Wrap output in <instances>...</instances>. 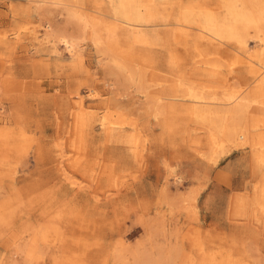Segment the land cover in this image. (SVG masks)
<instances>
[{
  "label": "rangeland",
  "instance_id": "rangeland-1",
  "mask_svg": "<svg viewBox=\"0 0 264 264\" xmlns=\"http://www.w3.org/2000/svg\"><path fill=\"white\" fill-rule=\"evenodd\" d=\"M82 1L109 49L137 67L135 83L106 67L89 32L74 57L38 47L29 30L48 23L79 34L59 9L0 0V264H148L154 252L162 264H264V89L234 63L233 43L181 26L191 9L225 19V0H141L151 8L141 34L109 28L107 0ZM212 57L232 74L197 63ZM211 81L252 91L247 144L224 141L225 125L184 97Z\"/></svg>",
  "mask_w": 264,
  "mask_h": 264
},
{
  "label": "bare ground",
  "instance_id": "bare-ground-1",
  "mask_svg": "<svg viewBox=\"0 0 264 264\" xmlns=\"http://www.w3.org/2000/svg\"><path fill=\"white\" fill-rule=\"evenodd\" d=\"M31 1L36 4L39 11H47L51 7L59 9L62 13L61 15H65L67 23L69 22L68 24L71 23V25H75L79 32L76 36H71L72 34L69 35L65 32L59 33L57 32L58 30L55 31L52 28L50 23H48L46 27L44 25L45 30L43 32H39L36 28H33L29 30V35L38 47H47L54 53H59V46L61 44L67 53L74 57L79 53L81 40L84 39L89 32L93 40L92 43H94L106 67L107 65L110 66L114 70L115 76L124 80L125 85L130 82H136V76L138 75L136 73L137 67L131 63L123 62L118 56V53L116 55L114 51L109 49L100 34L98 20L92 18L91 15L89 16L82 0ZM107 1L110 3L112 12L115 15L116 23L113 27L109 26L111 29H114L115 26L117 27L119 23L124 25L126 30L131 34H141L143 33V29L147 27L143 24L151 22V20H149L151 17V8L143 4L141 0ZM225 7L228 8L229 15L223 20H219L215 15H209L208 13H203V15H200L201 17H199V15L196 16L197 13L194 12L196 10L191 9L182 16L181 26L187 27L191 24L198 25L199 36L197 38L200 40H214L221 44L224 42L233 43L236 46L234 63L240 65L239 63L248 62L250 73L256 76L255 82L259 84L258 86L261 89H264V0H225ZM145 9L148 11H144ZM144 12L148 14L146 17ZM183 29L187 30L188 28ZM5 35L6 33L2 35L4 39L6 38L4 37ZM15 37L19 40L21 38V33L16 34ZM0 41H2V39H0ZM251 42L255 43L261 49L259 55H248V44ZM200 62L208 67V69H204L206 71L219 73V71L225 69L228 74H232L233 72L231 65L224 63L222 59L217 57H212L208 60L205 59V61L201 59L197 63ZM144 72L145 71H141L140 77L138 76L139 83H141V79L144 77ZM213 84L212 81L205 84L204 82L200 84L193 83L190 85L184 97L192 100L198 117H204L205 119L208 117L212 121H220L225 125L223 134L226 135H224L226 138H224V141L237 142V144L243 145H245V143L247 144V141H249L247 127H240L242 123L247 126L245 123L246 121L248 122L251 108L255 105L254 103L257 102L253 97L252 91L249 90V87L241 88L236 84L225 85L227 83H222L220 86ZM137 90L144 93L147 101H151L146 91L147 88L142 89V86L141 88L138 86ZM162 100L163 103L166 104L165 100ZM154 102H156V105ZM150 106L159 109L163 108L161 99L153 100ZM113 118L115 119L114 114L107 111L102 114L103 125L107 127L108 130L111 126L116 124ZM209 134V136L214 138L216 133L211 130ZM172 253H174V251ZM138 259L139 258H137L136 262L139 261ZM163 259V253L154 252L147 256L146 263L162 264Z\"/></svg>",
  "mask_w": 264,
  "mask_h": 264
}]
</instances>
